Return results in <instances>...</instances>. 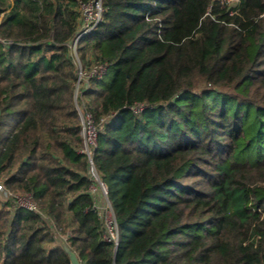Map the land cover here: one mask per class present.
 <instances>
[{
	"label": "trees",
	"instance_id": "1",
	"mask_svg": "<svg viewBox=\"0 0 264 264\" xmlns=\"http://www.w3.org/2000/svg\"><path fill=\"white\" fill-rule=\"evenodd\" d=\"M80 1L0 0V178L54 218L81 264H264V0H102L78 52L108 62L79 105L115 246L92 208L68 42ZM145 108L134 112L135 105ZM0 264H71L0 202Z\"/></svg>",
	"mask_w": 264,
	"mask_h": 264
},
{
	"label": "built area",
	"instance_id": "2",
	"mask_svg": "<svg viewBox=\"0 0 264 264\" xmlns=\"http://www.w3.org/2000/svg\"><path fill=\"white\" fill-rule=\"evenodd\" d=\"M230 8L231 13L238 11L242 0H220ZM80 21L77 32L68 42L69 55L77 68V81L75 83V102L78 114L82 124L83 147L81 153H85L89 161V178L91 185L89 192L92 197V208L98 214L103 227L104 238L112 242L115 246L118 243L119 230L118 223L113 205L108 198V190L102 181L93 161V150L97 144V135L99 127L96 125L91 112H89L82 104L79 105L77 98L90 85V79L100 78L107 72L109 63L94 61L85 67L79 57L78 46L81 41L100 21L103 19L105 7L102 0L80 1ZM0 41L10 45L11 41L0 37ZM134 112L140 113L145 105L139 103L132 107ZM10 201L13 207L23 208L29 212H33L40 217L41 225L49 229L55 237L56 243L66 246L69 243L70 232L63 233L59 229L54 218L44 213L33 201L30 194L18 193L8 188L4 180L0 178V201Z\"/></svg>",
	"mask_w": 264,
	"mask_h": 264
},
{
	"label": "water",
	"instance_id": "3",
	"mask_svg": "<svg viewBox=\"0 0 264 264\" xmlns=\"http://www.w3.org/2000/svg\"><path fill=\"white\" fill-rule=\"evenodd\" d=\"M64 250L68 254L71 264H81L79 256L69 245L64 246Z\"/></svg>",
	"mask_w": 264,
	"mask_h": 264
},
{
	"label": "rangeland",
	"instance_id": "4",
	"mask_svg": "<svg viewBox=\"0 0 264 264\" xmlns=\"http://www.w3.org/2000/svg\"><path fill=\"white\" fill-rule=\"evenodd\" d=\"M10 1H12V0H10ZM77 100V102L79 103V97L76 99ZM1 203H2V200L0 201ZM4 202V201H3ZM70 231V230H69ZM68 231V232H69Z\"/></svg>",
	"mask_w": 264,
	"mask_h": 264
}]
</instances>
